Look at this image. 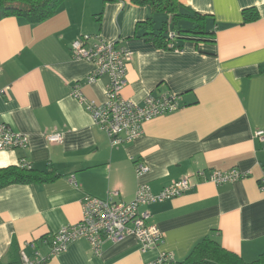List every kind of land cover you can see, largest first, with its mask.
Returning <instances> with one entry per match:
<instances>
[{
  "label": "crops",
  "instance_id": "1",
  "mask_svg": "<svg viewBox=\"0 0 264 264\" xmlns=\"http://www.w3.org/2000/svg\"><path fill=\"white\" fill-rule=\"evenodd\" d=\"M179 1L206 16L212 37H174L179 47H158L136 24L151 17L157 30L169 16L130 0H64L35 24L0 19V124L27 138L25 148L0 150V167L24 159L57 174L0 188V264L19 263L34 250L46 258L41 264H147L160 252L181 262L205 237L245 262L264 252V149L254 138L264 128V0ZM246 8L256 9L258 18L243 22ZM84 34L116 41L132 53L123 98L142 103L148 94L174 93L180 107L145 122L139 137L111 145L72 94L78 85L88 101L106 99L107 77L87 83L94 64L71 56L70 43ZM53 134H60L59 142L48 141ZM137 161L148 166L147 173L136 174ZM234 167L246 176L222 184L208 179L214 169ZM191 173L187 191L140 207L162 232L155 248L142 252L130 235L104 243L99 254L83 238L50 254V237L80 220L83 195L104 198L118 190L127 201L140 183L158 192Z\"/></svg>",
  "mask_w": 264,
  "mask_h": 264
},
{
  "label": "built area",
  "instance_id": "2",
  "mask_svg": "<svg viewBox=\"0 0 264 264\" xmlns=\"http://www.w3.org/2000/svg\"><path fill=\"white\" fill-rule=\"evenodd\" d=\"M70 51L72 58L94 64V69L86 77L87 83H93L103 75L108 79L105 88L106 99L102 102L88 101L80 92L78 85L74 87L72 94L85 105L93 123L107 134L111 145L122 144L139 137L145 122L180 107V96L174 93L159 97L148 94L142 103L121 96L132 53L116 41L84 34L70 43ZM60 138V134L47 136L50 142H59ZM254 138L264 149V128L257 129ZM26 146L25 135L13 131L6 124H0V150ZM134 170L137 175H143L149 168L145 163L137 161ZM192 175V173L185 175L158 192H153L147 183H140L133 198L127 201L121 199L118 190L107 192L104 198L83 195L80 201V220L62 226L50 237V254L63 251L69 242L80 238L88 241L94 254H99L104 243L119 242L130 235L137 239L142 252L155 248L163 240L162 232L150 221V213L147 210H140V207L181 195L193 186ZM244 176L245 172L234 167L228 170L214 169L208 179L215 184H222ZM259 183L260 188L264 189V171ZM29 245L35 249L34 241ZM45 260L46 258L34 250L31 257L22 255L20 264H41ZM147 264H176V260L171 253L160 252L156 259Z\"/></svg>",
  "mask_w": 264,
  "mask_h": 264
},
{
  "label": "trees",
  "instance_id": "3",
  "mask_svg": "<svg viewBox=\"0 0 264 264\" xmlns=\"http://www.w3.org/2000/svg\"><path fill=\"white\" fill-rule=\"evenodd\" d=\"M64 0H0V19L10 16L21 17L29 23L42 22L54 15ZM104 2L112 0H103ZM136 5H149L154 13H164L169 16L160 27L153 29V18L148 17L136 24V30H142V36L161 48H176L174 37L182 40L206 41L214 35L207 29L206 16L194 12L184 6L179 0H130ZM258 12L254 8L242 10L243 22L254 21ZM180 22H187V28H180ZM170 33H174L170 36ZM26 164V165H24ZM52 171L36 170L21 159L20 164L0 167V188L11 184L41 183L55 178ZM12 251L18 256V246L11 244ZM19 261V260H18ZM18 261L9 264H20ZM176 264H264V252L255 260L245 262L238 254L222 248L218 242L205 237L198 242L190 254Z\"/></svg>",
  "mask_w": 264,
  "mask_h": 264
},
{
  "label": "rangeland",
  "instance_id": "4",
  "mask_svg": "<svg viewBox=\"0 0 264 264\" xmlns=\"http://www.w3.org/2000/svg\"><path fill=\"white\" fill-rule=\"evenodd\" d=\"M190 27V26H189Z\"/></svg>",
  "mask_w": 264,
  "mask_h": 264
}]
</instances>
